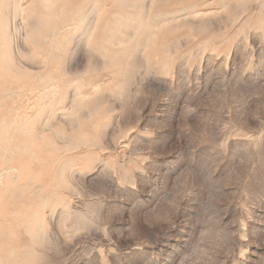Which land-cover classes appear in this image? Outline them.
<instances>
[{
  "label": "rangeland",
  "instance_id": "rangeland-1",
  "mask_svg": "<svg viewBox=\"0 0 264 264\" xmlns=\"http://www.w3.org/2000/svg\"><path fill=\"white\" fill-rule=\"evenodd\" d=\"M0 264H264V0H0Z\"/></svg>",
  "mask_w": 264,
  "mask_h": 264
}]
</instances>
